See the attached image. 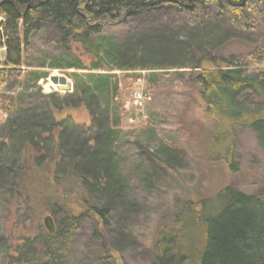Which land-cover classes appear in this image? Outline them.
<instances>
[{"label":"trees","instance_id":"obj_1","mask_svg":"<svg viewBox=\"0 0 264 264\" xmlns=\"http://www.w3.org/2000/svg\"><path fill=\"white\" fill-rule=\"evenodd\" d=\"M251 5L264 19V0H0V88L20 70L25 50L40 33L56 36L62 46L51 69L88 71L72 75V93L40 95L30 106H22L21 97L2 102L0 188L14 187L36 227L16 250L18 263L75 264L74 246L86 229L112 260L125 225L137 218L120 169L116 76L95 73L102 64L85 67L70 51L73 44L88 47L95 40L112 70L180 71L182 83L214 122L210 162L237 170L235 127L250 129L264 154V55L220 53L229 32L252 30ZM163 10L179 18L176 32L138 31L122 34L120 42L104 35L107 27ZM46 77L31 71L28 80L37 84ZM81 106L89 113V126L53 116ZM159 141L150 159L164 172L175 170L179 150ZM155 171L141 177L146 186L158 179ZM70 197L88 207L85 214L71 211ZM44 216L52 219V232ZM148 264H264V186L254 194L226 186L213 196L184 201L159 223Z\"/></svg>","mask_w":264,"mask_h":264},{"label":"rangeland","instance_id":"obj_2","mask_svg":"<svg viewBox=\"0 0 264 264\" xmlns=\"http://www.w3.org/2000/svg\"><path fill=\"white\" fill-rule=\"evenodd\" d=\"M250 12L254 21L252 30L245 34L229 32L230 36L221 48L222 56L264 55V19L260 17L257 6L251 5ZM177 18L165 10L149 12L125 25L105 28L104 35L116 37V41L120 42L122 34L138 31L158 28L176 32L179 27ZM61 48L54 35L46 38L44 33H40L34 38L24 52L20 70L11 75L5 87L0 88V123L6 117L2 105L4 100L21 97V105L30 106L40 100V95H65L74 91L72 75H83L88 71L51 69V59L59 54ZM70 51L87 68L92 63L102 64L103 69L95 73L116 76L119 85L116 103L121 112V120L116 126L120 169L129 185V196L138 207L137 218L125 225L127 230L121 236L119 253H112L114 259H108L109 255L101 246L95 245L86 229L77 237L74 246L75 264H148L159 223L164 218L168 219L184 201L213 196L226 186L245 194H254L264 186V154L250 129L234 128L238 136L233 153V160L237 163L235 172H230L223 162L208 160L207 146L214 122L205 113L202 102L182 83L178 74L180 71L112 70V64L104 58L95 40L88 47L73 44ZM3 55L4 50L0 48V62ZM31 71L46 72L47 77L34 84L28 80ZM50 76H63L68 82L56 89L49 81ZM69 83V92L63 91ZM53 116L56 120L70 117L77 125L90 124L89 113L83 106L53 111ZM159 140L179 150L175 170L164 172L150 159L154 157ZM217 153L219 151L214 152ZM154 171L158 179L153 186H146L141 177ZM13 190L12 186L7 191L0 188V264H20L16 250L36 229L24 210L22 199L16 198V191L13 193ZM69 207L75 214H85L88 209L73 197L69 198ZM108 235L109 231L105 233L107 240Z\"/></svg>","mask_w":264,"mask_h":264},{"label":"water","instance_id":"obj_3","mask_svg":"<svg viewBox=\"0 0 264 264\" xmlns=\"http://www.w3.org/2000/svg\"><path fill=\"white\" fill-rule=\"evenodd\" d=\"M49 81L51 82V84L56 88V89H59V87H64L66 86L67 84V80L65 77L63 76H60V77H56V76H50L49 77ZM69 89H70V83L68 85V87H66L65 90L63 91H66V92H69ZM44 223H45V226L47 227L48 231L49 232H52L53 231V223H52V219L50 217H45L44 219Z\"/></svg>","mask_w":264,"mask_h":264}]
</instances>
